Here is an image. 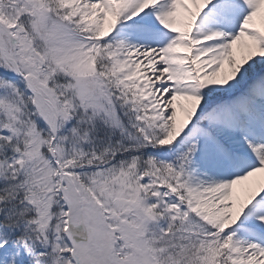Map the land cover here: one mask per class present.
Wrapping results in <instances>:
<instances>
[{"label": "snow or ice", "instance_id": "obj_1", "mask_svg": "<svg viewBox=\"0 0 264 264\" xmlns=\"http://www.w3.org/2000/svg\"><path fill=\"white\" fill-rule=\"evenodd\" d=\"M0 264H264V0H0Z\"/></svg>", "mask_w": 264, "mask_h": 264}]
</instances>
